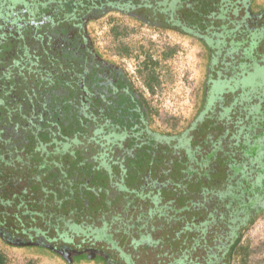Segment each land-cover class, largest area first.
Segmentation results:
<instances>
[{"label": "flooded vegetation", "instance_id": "1", "mask_svg": "<svg viewBox=\"0 0 264 264\" xmlns=\"http://www.w3.org/2000/svg\"><path fill=\"white\" fill-rule=\"evenodd\" d=\"M171 1L0 0V245L56 246L69 264L72 252L90 260L98 257L106 264H138L140 254H150V248L161 242L155 237L159 239L156 244L140 238L152 221L160 219L149 214L153 208L149 198L140 200L133 192L122 191L113 185L121 178L118 170H109V178L106 171L109 164H117L112 161L115 158L109 145L133 149L151 143L148 129H153L154 120L151 114L149 124V117L140 108L149 103L125 70L96 45L90 27L113 14L156 27L158 13L162 16L158 25L164 22L163 28L184 34L182 29L188 26L181 18L179 24L173 22ZM189 1L193 0H184L178 17L183 18L182 10ZM246 1L207 2L230 5ZM243 4V14L231 22L235 26L221 28L215 23L213 30L195 31L211 37V43L217 36L225 43L222 38L227 37L229 45L223 48L222 56L216 44L206 47L188 31L184 34L211 53L200 124L207 122L211 129H193L189 134L204 147L205 132L210 133L208 142L218 140L215 145L235 151L228 175H234L231 181L239 184L230 193L226 191L223 200L232 201L236 215L227 223H211L208 214L221 212V200L205 195L194 211H201L197 218L208 220V224L171 237V244L178 249L151 254L150 264H229V246L242 234L240 245H244V233L264 215V87L256 90L259 84L251 87L246 82L254 70L264 68V53L256 57L254 51L264 39V18L256 20L249 14L248 18ZM231 36L241 38L232 42ZM238 49L234 60L230 53ZM147 56L159 66V60ZM162 56L168 57L166 53ZM236 89L241 91L232 96ZM74 114L85 115L87 127L81 132L75 131ZM95 138L104 146L95 145ZM180 145L182 156L192 148L183 142ZM122 149L116 155L121 163L125 160ZM240 165L245 166L243 180L234 169ZM166 212L161 217L165 225L172 221L166 220L171 215ZM183 213L186 219L190 216ZM252 218L253 223L248 224ZM192 222L198 223L196 218ZM171 224L178 229L184 222ZM134 228L135 239L130 236ZM75 238H79L77 243ZM196 251L200 254H194Z\"/></svg>", "mask_w": 264, "mask_h": 264}, {"label": "rangeland", "instance_id": "2", "mask_svg": "<svg viewBox=\"0 0 264 264\" xmlns=\"http://www.w3.org/2000/svg\"><path fill=\"white\" fill-rule=\"evenodd\" d=\"M241 4L243 3L238 2L229 5L228 3L221 2V4H215L213 9L215 14L212 17V23H216L217 26L226 25L227 28L235 26L236 24H231V22L238 19V15L241 16L243 14V7ZM243 5L245 15H247L248 18H250V16L251 18L257 17L256 20L264 18V0H247ZM225 6H227V12L224 13V16L228 19L222 21L215 18V16L220 13V8L224 9ZM233 11H236L235 14H233ZM161 17L160 14L155 13L154 18L157 19H155V21H157V23L155 22L156 27H151L139 24L132 19L120 17L118 14H113L93 23L90 30L96 45L100 47L102 51H106L105 54L125 70L131 78L134 87L148 100L149 106L153 109V126L169 129L170 120L174 119V123L178 127L185 126L193 116L196 103L200 100V90L204 85L209 52L208 50L205 51L194 37L181 34L175 30H167L163 27H159L158 20H160ZM202 19H204V17ZM218 37L219 36H217V39H215L213 43L217 45V47L215 46L217 49L221 47L220 50L222 51L219 55L222 56L225 53L223 50L228 48L229 44L227 41H229V39L227 37L222 38L225 42L223 43ZM240 38V36L230 37L233 41H239ZM217 41L220 46L217 44ZM251 51L253 53L255 51L256 57H259V55L262 56V53H264V39L260 42L257 50L253 51L252 49ZM233 52L234 53H228H230L231 56L237 55L239 49ZM163 53L167 54L168 57L166 59H163ZM147 55H151V57L159 60V66L154 68L159 85L153 84V93L149 91L146 86L147 72L143 71L140 67L144 59L148 57ZM235 59L236 57L234 56V60ZM246 82L251 87L259 84L255 89L258 90V87L259 90L262 89L264 87V68L254 70L253 74L249 75V78L246 79ZM246 82H240V84H246ZM240 91L241 89H236V92H231L230 94L233 93L232 96H234ZM216 93L219 94L220 92L217 91ZM227 98L232 100L233 97L230 96ZM145 206V203L142 202L140 204L141 210H144L146 208ZM168 222L165 225L161 217L154 222L152 221L151 226L154 229L150 233L153 238L160 239V246L158 244L156 247H151L150 254L148 253L149 255L140 254L136 263L144 264L142 260L145 259V262L150 264L151 258H153L152 256H156L161 251L166 250L170 253L178 249V247L172 245L170 241V238L174 236V228H177V226L175 227L170 221ZM121 226L122 225H120V228ZM159 226L162 228L156 229ZM149 231L150 230H148V232ZM244 235L245 241L243 243L249 250V254L245 257V264H264V215L256 222V225L249 230L248 233H244ZM130 236L133 239L137 238L135 228L132 230ZM75 239L77 243L79 241H77V239L79 238ZM18 247H14V249L20 251L23 258L28 259V263L25 259L19 257L7 261L5 256H0V263L69 264L63 253L58 251L61 250V248L58 249L56 246L38 244V246ZM6 249L10 248L6 247ZM0 251H2L1 248ZM194 254L200 253L196 251ZM79 255L80 254H76V252L70 254L72 264H106L105 262H101L98 257L90 260L85 256L77 257ZM156 258L157 257H155V260ZM34 259H36V261ZM113 260L116 261L114 258ZM229 264H241L240 258L231 259Z\"/></svg>", "mask_w": 264, "mask_h": 264}, {"label": "trees", "instance_id": "3", "mask_svg": "<svg viewBox=\"0 0 264 264\" xmlns=\"http://www.w3.org/2000/svg\"><path fill=\"white\" fill-rule=\"evenodd\" d=\"M207 1L210 2V0ZM207 1L199 2L193 0L187 2L185 5L186 8H183L182 10L183 18L178 17V15L181 13V11L179 12V9L182 7L181 5L184 0H172L170 8L175 17L173 22L179 24L181 18L183 20L182 23L184 24L185 22L188 26L187 28L184 27L182 29L183 33L187 34L185 31H188L189 35L196 36L203 45L209 47V45L213 44L211 43V37H208L205 34L202 36L195 32L196 30L214 29L212 17L215 14L213 10L215 4H208ZM144 5L148 6L149 4L146 1ZM220 11L221 12L216 15L215 18L220 17L223 20L228 19L224 16V13L227 12V6H225L224 9L220 8ZM203 17L204 19L202 20ZM144 23L145 22L142 21V24ZM164 24L166 23L159 22V26L161 27H165ZM221 28H226V25H221ZM229 30L232 32L234 28ZM211 34L213 35L214 33ZM230 40L234 42L233 39ZM209 55H211L210 52ZM157 66L156 62H151L150 57H148L142 64V70L147 72L146 86L152 93L154 91L153 84L159 85L154 72V68ZM200 91V100L196 103L195 112L185 126L178 127L174 123V119H172L170 120L171 122L168 120L170 123L169 129H162L160 127H152L153 129H148L152 133V141L145 146L143 145L133 149H122L118 144L117 146L109 145V147H111L109 153L115 158L112 161L117 164H113L115 167H111V164L107 167L106 171L108 178L110 177L109 170L112 168L118 170V174H121V178L118 179V181L113 182V185H116L122 191L133 192L135 197L140 200L149 198L147 200L152 202L153 205V208L148 210V212H150L149 214H155L156 218H158L165 216V213H167L166 211H168L171 215H168L166 220H172L171 222L174 223L181 221L184 222L183 226H179L178 229L174 228L173 238H178L186 229L190 230L191 227L197 229L201 224H208V220L197 218L201 215V211H194L195 207L202 205L200 202L201 200L203 201L206 199L204 197L205 195H208L209 197L212 195L218 196L221 200L218 206L223 209H221V212L217 215L215 210L209 212L208 216L211 218V223L215 220L227 223L228 221H233L232 216L236 215L232 206V201L230 199L223 200L227 193L226 191L230 193L232 188L239 184L238 182L234 183L231 181L234 179V175H228V170L233 168L232 158L235 151L224 150L220 148V146L215 145L218 140L208 142V140L212 138V135L205 131L206 136L201 143L204 147L197 143V140L193 138V135L189 134L193 129L196 131L211 129L207 122L200 126L203 112L201 106L204 96V87ZM142 107L147 117H149V124L152 123L150 116L153 109L151 110L150 106L146 103L143 106L140 105L141 111ZM200 109L202 110L201 112ZM76 114H74V117L76 118L74 122L76 126L75 131L81 132L83 127H87L86 118L85 115ZM79 138H81V136H79ZM83 140L85 141V138H83ZM174 140L177 144L174 142L172 143ZM79 141L83 142L82 139H79ZM178 141L180 144L183 142L192 147L185 151V156L180 155V152H178V150L182 148V145H180ZM92 142L96 143L95 145H98L100 148L104 146L102 142L96 138ZM201 147L204 150H201ZM207 147L208 149H206ZM120 149H122V153L125 154V160L123 159L122 161L123 163L117 161L120 156L117 157L116 155L119 154ZM178 153L179 155L176 156ZM124 161H126L127 164ZM234 169H237L239 173L242 174L239 179L243 180L245 166L240 165L239 167H234ZM196 196H200V198L197 199L195 198ZM168 197L172 198L166 200ZM233 199L235 200L236 197L233 196ZM158 204H160V206H158ZM183 210L190 215L187 219L183 217ZM193 218H196L198 221L197 224L192 222ZM254 219L255 218L249 220L248 224H252ZM139 227H144V225H139ZM153 229L152 226H150L149 229L147 228V230L150 231H153ZM145 233L146 235L140 234L141 239L151 241L154 244L159 242V239H153L150 232L146 231ZM242 235L237 236L234 244L229 246L227 250L228 262H230L231 259L239 257L241 264H245V257L249 254V250L247 246L240 245ZM194 244L197 245L198 242L195 241Z\"/></svg>", "mask_w": 264, "mask_h": 264}, {"label": "crops", "instance_id": "4", "mask_svg": "<svg viewBox=\"0 0 264 264\" xmlns=\"http://www.w3.org/2000/svg\"><path fill=\"white\" fill-rule=\"evenodd\" d=\"M0 248H1V253H2V255L3 256H5L4 258L5 259H7V261L9 260H11L12 258H22V259H25L26 260V262L28 263V259L27 258H23V255L21 254V252L20 251H18V250H16V249H14V247H8V248H10V249H6V247H4L3 245H0ZM2 256V257H3ZM35 261H36V259H34Z\"/></svg>", "mask_w": 264, "mask_h": 264}]
</instances>
